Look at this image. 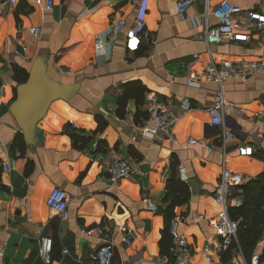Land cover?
I'll return each instance as SVG.
<instances>
[{
  "label": "crops",
  "instance_id": "obj_1",
  "mask_svg": "<svg viewBox=\"0 0 264 264\" xmlns=\"http://www.w3.org/2000/svg\"><path fill=\"white\" fill-rule=\"evenodd\" d=\"M177 1L148 0L145 29L135 41L128 36L135 0H52L50 8L47 0H0V264H46L40 255L45 236L53 242L48 264H92L89 254L105 242L113 249L109 264H171L172 214L182 218L194 253L187 264L249 262L237 243L219 259V237L205 218L219 209L213 196L223 166L245 181L264 170L255 155L264 148V70L223 84L224 98L238 108L224 116L225 128L210 122L218 86H192L187 78L210 61L264 57V28H252L246 41L209 44L197 37L206 24L216 23L209 12L205 18L204 0L182 16ZM220 1L208 0V10ZM230 1L264 14V0ZM22 45L27 60L14 54ZM39 54L51 77L77 83L78 90L68 102L50 104L36 125L35 144L27 145L8 108ZM132 82L144 87L143 103L137 107L129 98L119 117L118 98ZM147 93L170 104L176 116L153 139L141 132ZM113 154L129 160L137 173L112 182L107 167ZM172 178L186 183L189 199L171 212L166 196ZM54 187L67 193V219L46 204ZM143 196L156 204L155 211L141 202ZM263 247L264 230L251 253L260 264Z\"/></svg>",
  "mask_w": 264,
  "mask_h": 264
},
{
  "label": "built area",
  "instance_id": "obj_2",
  "mask_svg": "<svg viewBox=\"0 0 264 264\" xmlns=\"http://www.w3.org/2000/svg\"><path fill=\"white\" fill-rule=\"evenodd\" d=\"M14 2L15 0H9ZM196 0H178L176 9L179 15L187 10ZM205 2V18L208 14L216 19L215 24H206L203 31L197 36L199 39L209 44H217L224 39L232 41H246L252 28H264V14L256 11L244 10L241 6L232 3L230 0H221L214 8L208 10V0ZM148 0H135L137 13L133 25L128 31L129 39L138 41L145 29L144 17L147 12ZM52 0H47V7L50 8ZM209 12V13H208ZM124 20H118L117 25L124 26ZM31 32L37 36L36 28H31ZM14 54L29 59L26 45H22L21 49L14 50ZM258 70H264V57L257 60H239L234 62H223L216 64L212 61L208 62L201 73H191L188 78V84L199 86L201 82H211L218 86V90L214 96V102L209 108L210 122L219 128H225L223 119L228 111H236V104L229 101L223 96V84L228 80L249 78ZM68 72H70L68 70ZM144 109L146 117L141 125L142 135L146 138L153 139L159 132L169 130L176 120V116L171 111L170 104L160 101L153 93H147L144 98ZM190 143H194L195 139H189ZM241 153H250L249 148H240ZM8 168V166H6ZM9 169V168H8ZM109 179L117 182L121 179L129 178L137 173V167L121 157L113 154L107 167ZM182 178L185 176L182 175ZM245 182L242 173L231 171L223 166L218 184L214 190V200L219 209L216 214L205 218L207 225L213 230L214 234L219 237V243L215 247V253L222 257L223 253L237 243V228L240 218L232 219L229 216V208L232 206H240L241 196L233 194ZM141 202L145 204L151 211L156 210V204L150 200L148 196H143ZM46 204L52 208L61 219L69 217L68 196L67 193L59 187L51 189L46 197ZM203 218V216H201ZM169 233L172 238L170 246L171 264H187L194 253L187 242L184 233V222L182 218L175 217L170 220ZM53 242L51 237L45 236L41 238L40 255L43 261L48 264L51 262V251ZM63 250V253H66ZM113 255L112 245L109 242L101 244L94 252L89 254L92 264H109ZM207 260H211L208 254H205ZM260 264L257 254H253L248 263Z\"/></svg>",
  "mask_w": 264,
  "mask_h": 264
},
{
  "label": "trees",
  "instance_id": "obj_3",
  "mask_svg": "<svg viewBox=\"0 0 264 264\" xmlns=\"http://www.w3.org/2000/svg\"><path fill=\"white\" fill-rule=\"evenodd\" d=\"M26 77L27 73H25L23 81H25ZM144 93V87L139 82H132L129 88L126 87L124 94L118 98L117 116L123 117L125 115V107L129 98H134L137 107H139L143 103ZM136 114L140 116L143 115V112H140L139 108H137ZM105 123L103 120L99 121L98 129L102 128ZM20 137L19 133L16 138ZM255 155L264 162V148L257 150ZM167 187L166 199L171 202L169 207L171 212L175 206L187 203L189 191L185 182L172 178L167 183ZM238 194L242 199L241 205L230 207L229 216L232 219L240 218L237 228V244L244 258L249 260L264 230V170L257 176L246 180L239 187ZM173 216L172 214L171 219ZM262 254H264V247Z\"/></svg>",
  "mask_w": 264,
  "mask_h": 264
},
{
  "label": "water",
  "instance_id": "obj_4",
  "mask_svg": "<svg viewBox=\"0 0 264 264\" xmlns=\"http://www.w3.org/2000/svg\"><path fill=\"white\" fill-rule=\"evenodd\" d=\"M77 90V83L69 84L51 77L46 58L40 54L35 56L25 81L16 85L15 96L8 108L27 145L35 144L36 125L46 116L50 104L55 100L68 102Z\"/></svg>",
  "mask_w": 264,
  "mask_h": 264
}]
</instances>
